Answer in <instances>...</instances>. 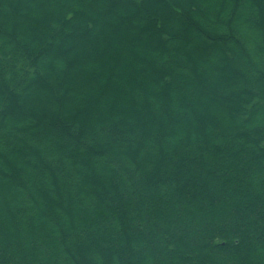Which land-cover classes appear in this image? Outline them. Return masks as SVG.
Here are the masks:
<instances>
[{
    "label": "trees",
    "instance_id": "trees-1",
    "mask_svg": "<svg viewBox=\"0 0 264 264\" xmlns=\"http://www.w3.org/2000/svg\"><path fill=\"white\" fill-rule=\"evenodd\" d=\"M0 264H264V0H0Z\"/></svg>",
    "mask_w": 264,
    "mask_h": 264
},
{
    "label": "rangeland",
    "instance_id": "rangeland-1",
    "mask_svg": "<svg viewBox=\"0 0 264 264\" xmlns=\"http://www.w3.org/2000/svg\"><path fill=\"white\" fill-rule=\"evenodd\" d=\"M33 14V13H32ZM109 20H113V18L111 17V18H109ZM8 21L6 20L5 21V23H7ZM26 102V104H25V108L24 109H26V110H29V109H31V105L28 103V101H22V104H24Z\"/></svg>",
    "mask_w": 264,
    "mask_h": 264
}]
</instances>
